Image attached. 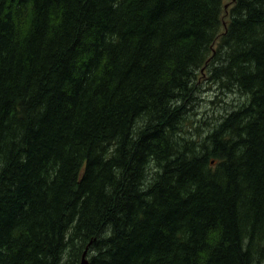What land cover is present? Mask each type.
Segmentation results:
<instances>
[{
	"label": "trees",
	"instance_id": "obj_1",
	"mask_svg": "<svg viewBox=\"0 0 264 264\" xmlns=\"http://www.w3.org/2000/svg\"><path fill=\"white\" fill-rule=\"evenodd\" d=\"M85 250L264 259V0H0V264Z\"/></svg>",
	"mask_w": 264,
	"mask_h": 264
},
{
	"label": "rangeland",
	"instance_id": "obj_2",
	"mask_svg": "<svg viewBox=\"0 0 264 264\" xmlns=\"http://www.w3.org/2000/svg\"><path fill=\"white\" fill-rule=\"evenodd\" d=\"M225 3L230 2V0H224ZM201 82V86L199 88L202 89L201 93H199V99H201L198 102V105L195 107L194 111L190 113V117L193 119V123L191 126V131L200 129L202 131L208 130V126H205V123L208 122L210 125L212 124L211 118L217 117V112H222V107L226 108H233L236 107V105H239L241 103V100L238 98V96L235 95H229V97L224 99L223 103H218L215 106H220L218 110H216V107L210 104V101L214 99V91H216L215 87L210 89H205L207 86V81L204 78ZM217 87V85H216ZM218 88V87H217ZM226 101V102H225ZM240 106V105H239ZM215 123H213L214 125ZM190 137V136H189ZM260 264H264V259L261 261Z\"/></svg>",
	"mask_w": 264,
	"mask_h": 264
},
{
	"label": "water",
	"instance_id": "obj_3",
	"mask_svg": "<svg viewBox=\"0 0 264 264\" xmlns=\"http://www.w3.org/2000/svg\"><path fill=\"white\" fill-rule=\"evenodd\" d=\"M85 257H86V252H84V254L82 255V259L79 264H88V261L85 259Z\"/></svg>",
	"mask_w": 264,
	"mask_h": 264
},
{
	"label": "bare ground",
	"instance_id": "obj_4",
	"mask_svg": "<svg viewBox=\"0 0 264 264\" xmlns=\"http://www.w3.org/2000/svg\"><path fill=\"white\" fill-rule=\"evenodd\" d=\"M85 252H86V250H85ZM88 253V252H87ZM84 254V253H83ZM91 254V253H90ZM82 259V258H81ZM85 259L87 260V258L85 257ZM88 261V260H87Z\"/></svg>",
	"mask_w": 264,
	"mask_h": 264
}]
</instances>
